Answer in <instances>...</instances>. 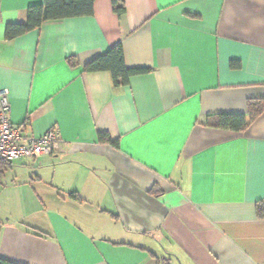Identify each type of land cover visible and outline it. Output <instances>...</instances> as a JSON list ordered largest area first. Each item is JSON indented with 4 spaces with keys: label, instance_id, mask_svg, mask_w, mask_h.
<instances>
[{
    "label": "crops",
    "instance_id": "obj_1",
    "mask_svg": "<svg viewBox=\"0 0 264 264\" xmlns=\"http://www.w3.org/2000/svg\"><path fill=\"white\" fill-rule=\"evenodd\" d=\"M122 1L123 15L96 0L91 16L8 40L43 0H0L11 121L62 141L53 156L0 166V257L264 264V113L242 132L208 126L264 100V0ZM118 44L145 72L116 88L85 66Z\"/></svg>",
    "mask_w": 264,
    "mask_h": 264
},
{
    "label": "trees",
    "instance_id": "obj_2",
    "mask_svg": "<svg viewBox=\"0 0 264 264\" xmlns=\"http://www.w3.org/2000/svg\"><path fill=\"white\" fill-rule=\"evenodd\" d=\"M96 0H43L42 4L30 6L27 10L25 23L10 24L6 29V37L13 40L31 30L40 28L45 22L57 21L66 18L91 16L94 14ZM114 10L117 14L123 15L125 8L123 1L114 0ZM70 63L75 64L71 58ZM86 72H109L114 87L119 88L128 84L131 77L145 70L129 69L124 62V51L122 44L111 48L104 55L96 58L85 66ZM247 115H213L208 123L209 127L220 128L230 131H246L250 124L264 113V100H251L248 104ZM100 142H112V139L105 134H100ZM11 163L0 160V166ZM79 199L77 196H73ZM257 216L264 219V204L257 205ZM4 223L0 220V238ZM0 264H19L0 257Z\"/></svg>",
    "mask_w": 264,
    "mask_h": 264
},
{
    "label": "built area",
    "instance_id": "obj_3",
    "mask_svg": "<svg viewBox=\"0 0 264 264\" xmlns=\"http://www.w3.org/2000/svg\"><path fill=\"white\" fill-rule=\"evenodd\" d=\"M9 94L7 89H0V160L13 163L57 154L62 141L56 130L27 138L23 129L12 123Z\"/></svg>",
    "mask_w": 264,
    "mask_h": 264
}]
</instances>
